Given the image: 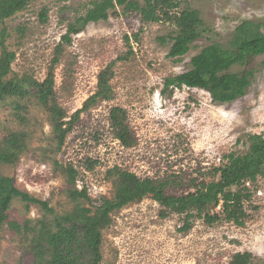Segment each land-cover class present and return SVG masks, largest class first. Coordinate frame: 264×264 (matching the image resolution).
<instances>
[{
    "label": "rangeland",
    "instance_id": "374dc122",
    "mask_svg": "<svg viewBox=\"0 0 264 264\" xmlns=\"http://www.w3.org/2000/svg\"><path fill=\"white\" fill-rule=\"evenodd\" d=\"M94 1L30 2L0 24L5 46L14 54L5 79L42 82L52 72L53 100L67 114L66 121L81 112L58 150L50 113L28 81V96L0 100V149L12 134L21 140L17 160L0 163V178L50 210L12 200L0 227V264H46L51 255L46 238L55 230L54 219L77 207L90 208L92 214L100 199L112 200L117 170L150 179L165 195L181 197L209 183L213 168L229 164L225 156L247 153L250 137L264 138V55L231 69L255 74L246 94L232 103H214L200 89L164 90L166 78L190 71L191 59L207 46L226 45L240 23H264V0H176L180 6L171 13L197 10L209 28L178 60L169 58L170 45L159 42L177 34L175 23L144 22L122 8L71 35L69 46L57 48L68 25L85 16ZM100 78L108 89L99 88ZM98 92L106 97H97ZM116 110L131 137L129 147L113 135L109 116ZM69 166L78 173L75 186L69 184ZM83 188L90 205L70 195ZM239 194L243 225L226 220L220 207L214 225L191 210L186 233L179 229L187 213H173L145 197L123 206L101 231V264H229L237 253H249L253 264H264V179L245 185Z\"/></svg>",
    "mask_w": 264,
    "mask_h": 264
},
{
    "label": "trees",
    "instance_id": "16d2710c",
    "mask_svg": "<svg viewBox=\"0 0 264 264\" xmlns=\"http://www.w3.org/2000/svg\"><path fill=\"white\" fill-rule=\"evenodd\" d=\"M35 1L41 0H0V24L21 12L28 3ZM59 1L65 3L69 0ZM142 1L143 6L134 0H95L85 16L77 18L74 23L68 25L57 48L63 49L64 46H69L70 36L81 33L89 23L106 21L108 12L115 11L116 8H122L124 13L136 12L144 22H159L165 19L175 23L179 29L177 34L159 39L163 45H170L168 56L175 60L187 54L190 45L209 32L199 11L184 8L179 13H171L180 6L176 0ZM46 17V11H42L40 13L42 23L46 21ZM0 35V100L6 97L18 99L28 96L24 86L25 81H28L27 84L30 83L35 90L38 103L50 113L53 130L58 134L56 147L60 150L65 137L70 133L74 121L78 120L81 112H75L66 121L67 114L53 100L52 72H49L42 82L27 77L6 80L5 78L11 73L14 54L5 46V31L3 30ZM135 40H137L136 37ZM263 55L264 23L242 22L236 27L226 45L207 46L191 59L190 71L166 78L164 90L170 87L200 89L208 92L214 103H232L246 94L255 74L254 70L245 69L243 72L233 73L231 69L234 66H246L251 59ZM56 61L55 57L54 62ZM261 66L264 68V60ZM106 73L108 74V71ZM105 87L108 89L106 80L100 78L99 88ZM101 93L98 92L96 96L102 95ZM96 96L93 97L96 98ZM102 96L106 97L105 94ZM118 111H112L109 116L113 135L123 146L129 147L132 145V140L126 127L119 121L120 117H116ZM19 136L20 134H12L5 147L0 149V163L12 164L17 160L21 149ZM224 159L229 164L213 168L208 174L209 183L202 182L196 192L181 197L165 195L162 189H158L150 179L142 180L134 174L117 170V182L112 200L100 199L92 214H90V208L77 207L73 212L54 219L55 230L46 238L51 253L46 264H101V231L110 224L111 213L143 197L153 200L173 213H187L194 210L197 212V217L203 218L204 223L208 225L218 222L220 213L217 209L220 207L221 214L226 220L239 226L243 225L240 220L244 217L241 204L243 198L239 192L245 189L246 183L253 184L259 177L264 179V138L250 137L247 153L242 156L228 154ZM91 164L93 165L92 162H87L89 167ZM67 174L69 184L75 186L78 178L77 171L69 166ZM70 195L74 199H84L89 205L91 203L85 188L80 191L74 189ZM13 199H20L26 205L39 203L50 212L46 203L18 190L12 181L0 178V227L7 220V212ZM160 216L164 218L165 214L161 212ZM191 218L192 214L187 213L184 224L179 229L180 232L186 233L191 229ZM10 225L15 227L13 223ZM229 264H253L252 255L237 253L233 255Z\"/></svg>",
    "mask_w": 264,
    "mask_h": 264
},
{
    "label": "built area",
    "instance_id": "2783aa9c",
    "mask_svg": "<svg viewBox=\"0 0 264 264\" xmlns=\"http://www.w3.org/2000/svg\"><path fill=\"white\" fill-rule=\"evenodd\" d=\"M246 185H248V183H246Z\"/></svg>",
    "mask_w": 264,
    "mask_h": 264
}]
</instances>
